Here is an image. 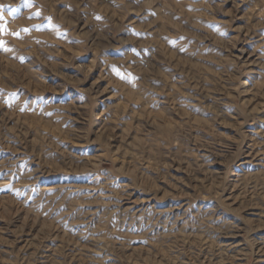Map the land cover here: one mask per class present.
<instances>
[{
	"label": "rangeland",
	"instance_id": "rangeland-1",
	"mask_svg": "<svg viewBox=\"0 0 264 264\" xmlns=\"http://www.w3.org/2000/svg\"><path fill=\"white\" fill-rule=\"evenodd\" d=\"M0 5V264H264V0Z\"/></svg>",
	"mask_w": 264,
	"mask_h": 264
},
{
	"label": "snow or ice",
	"instance_id": "snow-or-ice-1",
	"mask_svg": "<svg viewBox=\"0 0 264 264\" xmlns=\"http://www.w3.org/2000/svg\"><path fill=\"white\" fill-rule=\"evenodd\" d=\"M25 2H28V0H25ZM9 6H4V5H0V10L6 9ZM13 11H15V9H13ZM4 17L2 14H0V21H3ZM23 31H28L27 29H24ZM0 33H7V29L6 27H4V25L2 23H0ZM13 35L19 36V33H13ZM3 45V41H0V46Z\"/></svg>",
	"mask_w": 264,
	"mask_h": 264
}]
</instances>
